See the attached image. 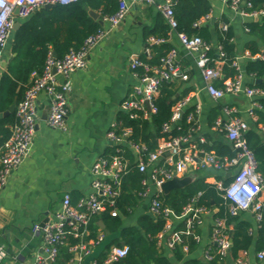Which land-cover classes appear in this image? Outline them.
Here are the masks:
<instances>
[{
  "label": "built area",
  "instance_id": "built-area-1",
  "mask_svg": "<svg viewBox=\"0 0 264 264\" xmlns=\"http://www.w3.org/2000/svg\"><path fill=\"white\" fill-rule=\"evenodd\" d=\"M79 0H0V54L6 46L15 22L28 18L36 10L46 4H68ZM229 5L244 15L258 17L264 15V10H247L252 7L250 0H224ZM147 3L155 4L162 12L163 17L170 25L171 31L177 32L180 44L191 53L196 54V67L200 70L209 94L215 99H222L226 94H242L251 99L248 108L249 116L258 120L257 110L263 109L261 98L264 90L254 84L245 82V70L237 57L233 65L238 70L237 74L225 80L223 86H218L215 81L222 79L225 53L222 46L217 47V59H211L209 51L212 48L199 35H188L186 32L177 30V19L175 16L174 1L163 0H119V7L113 14L102 17L104 25L94 34L89 35L81 48H71L62 57H55L50 52L42 72L31 73V85L26 90L23 99L18 103L16 114L17 122L10 125L11 134L5 143L0 146V189L4 187L11 171L19 166L30 154L34 136L36 133L38 110L37 99L41 93H46L50 99V106L46 122L54 129L68 130L67 115L69 112V76L77 69L85 68L93 48L105 38L115 27L126 18L132 4ZM210 19V13L202 17L195 25L200 26ZM223 31L229 29L228 23H221ZM246 30L250 29L246 27ZM166 38L150 35L142 53L132 52L129 55V67L137 83L134 84L123 100L120 110L127 112L130 118L143 115L150 118L158 108L155 103L160 93L163 81H174L176 79L187 80L188 72L181 67L177 47H173L161 58L160 63L153 64L145 61L142 54L151 57V46L164 43ZM247 54L252 57L250 51ZM262 55L253 56V58ZM214 62L213 65L210 62ZM191 95L179 98L172 107V114L163 125L164 132H170L174 126H178L180 120L186 113L190 103ZM201 112L198 104L187 114V121L193 123V127L187 135L162 137L159 146L154 152L147 153V146L138 143L131 138L133 130L124 126L123 122L116 118L109 126L106 137L110 147L115 151L122 152L129 148L135 154V162L140 171L147 175L143 179L146 189L143 196L151 194V187L155 188L149 203V212L155 217L165 221L163 229L158 237L160 244L166 245L170 250L177 244H181L183 252L188 253L189 246L182 244V236L175 231L176 219H186L188 232L200 228L204 222V215L210 211L206 206H197L195 203L188 204L181 215H175L172 208L164 205L161 199L162 184L174 177H184L193 171V168H213L217 172L231 173L233 180L227 186L222 179L214 178L208 180L215 183L223 195L230 201V212L239 215L243 211L252 210L258 221L263 218L264 207V175L260 173L258 161L254 152L249 148L246 132L250 129L249 122L239 115V108L233 104H224L221 114L216 118L214 128L219 129L231 144L235 151L233 156H221L214 151H209L201 146L206 142L204 137H196L198 125L197 115ZM128 160L122 154L113 157L100 156L92 166L94 179L92 191L82 197L77 203H73L72 196L68 192L64 195L60 209L55 213L52 221L43 225L36 223L34 232L43 236V250L38 253L29 264H53L59 254L60 247L67 243L69 236L78 238V242L70 246L71 252L82 251L90 253L91 245H97L105 240V233L100 231L96 237H90V222L94 216L101 215L111 206L110 213L118 215L115 207L116 197L120 193L121 173L126 169ZM227 224L223 218H215L211 242L204 250V257L211 260L214 250L211 245L215 244V252L222 256H228L231 251L232 241L226 232ZM201 235H196V241L200 243ZM129 246H113L103 262L97 259L92 264H113L120 258L126 256ZM4 247L0 246V263L4 257ZM247 250L237 259L240 264H246ZM258 258L264 264V251L258 253Z\"/></svg>",
  "mask_w": 264,
  "mask_h": 264
},
{
  "label": "crops",
  "instance_id": "crops-1",
  "mask_svg": "<svg viewBox=\"0 0 264 264\" xmlns=\"http://www.w3.org/2000/svg\"><path fill=\"white\" fill-rule=\"evenodd\" d=\"M209 1L210 19L203 24L209 25L212 31L213 46L215 48L219 46L215 31L217 25L228 23L229 29L233 31L232 41L236 46L237 57L244 69L245 62L253 58L247 54L249 50L246 44L252 39H257L246 30V23L261 20L264 15L256 18L246 16L224 0ZM160 15L163 16L155 4H132L123 22L112 29L90 52L87 66L75 70L69 76L67 131L51 128L47 124L44 112L49 110L50 99L46 93L39 95L37 127L31 152L11 171L6 184L0 189V246H3L5 251L0 264L31 263L43 250V236L34 232L33 226L36 223L52 221L66 193L69 192L73 203H77L92 191L93 163L110 149L106 132L110 124L118 118L123 100L138 81L129 67V55L132 52H143L148 38L147 32L156 26ZM17 21L21 22L18 19ZM14 30L13 28L12 31ZM169 34V42L178 48L179 63L189 74L187 80L181 78L174 80L183 82L182 89L191 88L186 94L191 95L186 111L194 109L198 104L201 106V112L196 117L198 130L195 136L204 137L206 141L211 140V143L213 140L228 142L224 133L214 128L215 121L210 124L212 112L218 111L220 115L226 103L236 105L239 108V115L249 122L250 128H254L255 121L248 114L251 99L242 94H226L222 99L213 98L206 89L200 70L196 67V54L188 52L180 44L176 31L170 30ZM12 46L13 32L0 54V82L16 56ZM219 81L221 80L218 79L215 83L218 85ZM245 82L254 84L256 78L245 74ZM1 116L3 113H0ZM259 128L260 133L264 135V126L260 125ZM192 172L205 176L206 180L228 174L199 166L193 168ZM154 191L155 188L151 187L152 195ZM151 194L144 196L131 215L124 218V226L137 224L139 215L144 212L151 214L149 212ZM215 211L216 208L210 209L204 215V222L200 227L202 240L195 252L200 258L211 242ZM241 216L254 226L259 222L251 209L243 211ZM101 220L103 219L100 218L99 225L104 229L105 224L102 226ZM104 233L105 240L100 244L91 245L90 253L71 252L69 246L73 257L65 261L62 254L53 264H92L105 251L107 245L117 238L121 240L120 231ZM65 245H68V242ZM164 249L171 259H174L172 251L167 246ZM247 251L246 264L263 263L259 260V252L254 247ZM228 261L230 264H240L230 256Z\"/></svg>",
  "mask_w": 264,
  "mask_h": 264
},
{
  "label": "trees",
  "instance_id": "trees-1",
  "mask_svg": "<svg viewBox=\"0 0 264 264\" xmlns=\"http://www.w3.org/2000/svg\"><path fill=\"white\" fill-rule=\"evenodd\" d=\"M173 1L178 22L177 30L186 32L188 35L201 36L207 43L212 45L209 51L210 58L217 59V48L213 46V35L209 25H195L202 17L210 13V1ZM250 1L252 7L246 8L247 10H264V0ZM118 7L119 0H79L68 4L56 3L49 8L41 7L28 18L21 20L20 26L12 31V47L16 56L9 64L8 70L3 74L0 82V113H4L8 109L14 98L18 99V103L23 99L26 90L31 85V73L33 71H43L50 52L56 51L58 57H62L71 48L79 49L89 35L96 33L102 27L97 20L90 16V9L99 11L101 16L104 17L116 12ZM246 27L250 29L251 34L257 37V39L247 42V49L252 57L262 56L248 59L245 62L244 70L247 75L262 79L261 83H254V85L264 90V17L261 20L248 21ZM170 30V25L160 15L156 26L148 31L147 35L148 37L150 35L164 37L168 40L162 44L151 46V57L142 54L141 56L145 61L158 64L161 58L174 47L169 42ZM215 31L218 35L219 44L225 53L224 77L218 83V86H223L226 79L234 77L238 72L233 65L237 58L236 46L232 41L233 31L231 29L223 31L217 25ZM210 64L213 65L214 62L211 61ZM182 86L183 82L180 81H163L160 93L155 100L158 110L150 118H145L143 115L130 118L127 112H119L118 118L124 126L131 127L133 130L131 138L147 146V153L154 152L158 148L160 138L169 137V135L174 137L187 135L193 127V123L187 121V114L193 109L190 108L186 111L178 126H174L170 132L163 131V125L171 117L173 105L191 89L190 87L182 89ZM179 92L180 95L175 97ZM261 102L264 105V97L261 98ZM257 114L256 128H250L245 137L249 148L254 152L258 161L257 170L264 175V135L260 133L259 128L260 125L264 126V108L257 110ZM218 115V111L212 112L210 124L214 123ZM17 119L16 111L9 116L0 117V146L10 136V125L16 123ZM210 141L201 143V146L221 156L234 155V150L228 142L213 140L211 143ZM118 153L128 160L126 169L121 173L120 193L115 202L118 215L113 216L110 213L111 206H109L107 211L92 218L89 228L91 231L90 237H96L100 231L108 233L120 231L121 240L117 238L107 245L105 251L97 258L99 263L107 257L113 245L122 246V241L129 246V252L113 264H230L228 256L233 260H237L243 250H250L254 247L257 252L264 251V215L257 226H254L249 220L243 218L241 213L239 215L231 214L230 201L224 197L223 191L219 190L215 183L207 181L205 176L196 175L195 179L185 188H174L167 194L162 193V202L164 205L171 207L175 215H181L190 203H195L197 206H206L208 209L216 208L214 216L226 220V232L229 238L232 239L231 251L228 256H222L215 252L216 246L212 244L214 257L211 260H202L195 254L199 245L196 241V235H200V228L188 232L186 219L183 218L175 224L173 230L181 233V243L187 244L189 251L188 253L183 252L181 244H177L171 250L174 257V259H171L164 249L166 246L160 244L158 237L159 232L165 225L164 220L157 219L144 212L139 215L137 224L124 226V218L130 216L134 208L144 198L142 193L146 187L143 184V179L147 174L139 170L135 162V154L129 148L117 152L113 147H110L104 156L113 157ZM217 178L222 179L225 186L233 180V176L218 175ZM100 218L104 221V229L100 228ZM78 240L74 236H69L67 239L68 245L64 244L60 247L57 259L62 254L65 261L73 257V254L69 251V246L75 244Z\"/></svg>",
  "mask_w": 264,
  "mask_h": 264
},
{
  "label": "water",
  "instance_id": "water-1",
  "mask_svg": "<svg viewBox=\"0 0 264 264\" xmlns=\"http://www.w3.org/2000/svg\"><path fill=\"white\" fill-rule=\"evenodd\" d=\"M51 6H52V4H46L45 5L46 8H49ZM89 14L93 19L97 20L101 25H104L105 22H104L103 18H101L100 12L93 10V9H90ZM20 24H21L20 21H16L14 24V29L16 30L20 26ZM53 55L55 57H58V54L56 51H53ZM261 82H262V79H256V83H261ZM178 96H179V93H177L175 97H178ZM17 105H18V99L14 98L13 102L10 104L8 109L3 113V116L6 117V116H9L11 113H14L17 109ZM47 113H48V110L44 112V118L45 119L47 118ZM228 176H231V173H228L227 177ZM195 177H196V174L191 172V173H189L186 176L181 177V178L180 177H174L172 179L166 180L161 186L162 190L165 194H167L174 188H185L195 179ZM101 224H102V226L104 225L103 220H101ZM231 241H232V239H231ZM122 244H124V242H122ZM201 259L205 260V257L202 256Z\"/></svg>",
  "mask_w": 264,
  "mask_h": 264
}]
</instances>
